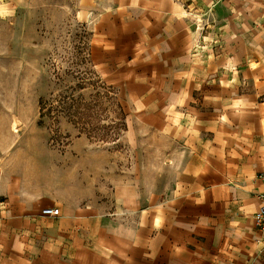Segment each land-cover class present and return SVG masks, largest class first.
<instances>
[{
	"label": "crops",
	"instance_id": "1",
	"mask_svg": "<svg viewBox=\"0 0 264 264\" xmlns=\"http://www.w3.org/2000/svg\"><path fill=\"white\" fill-rule=\"evenodd\" d=\"M194 3L78 0L94 23L92 54L131 100L125 143L141 142L137 120L168 145L174 178L159 197L122 182L114 209L98 211L1 175L0 264H264L253 221L264 191V0H226L245 6L236 14L215 7L242 23L205 60L183 17Z\"/></svg>",
	"mask_w": 264,
	"mask_h": 264
},
{
	"label": "rangeland",
	"instance_id": "2",
	"mask_svg": "<svg viewBox=\"0 0 264 264\" xmlns=\"http://www.w3.org/2000/svg\"><path fill=\"white\" fill-rule=\"evenodd\" d=\"M77 3L0 0V177L91 201L98 211L114 209L122 182L163 196L174 178L163 154L168 145L137 120L141 142L135 151L125 143L131 100L92 54L94 23L77 15ZM224 3L195 0L196 12L183 14L200 59L221 48L231 24L241 28L240 19L227 21L214 9L236 14L245 6Z\"/></svg>",
	"mask_w": 264,
	"mask_h": 264
},
{
	"label": "built area",
	"instance_id": "3",
	"mask_svg": "<svg viewBox=\"0 0 264 264\" xmlns=\"http://www.w3.org/2000/svg\"><path fill=\"white\" fill-rule=\"evenodd\" d=\"M258 179L264 182V168L258 175ZM256 199L258 201V209L253 214L254 227L257 232V242L264 246V191L257 194ZM41 214L45 216H58L59 209L55 207H46L41 210Z\"/></svg>",
	"mask_w": 264,
	"mask_h": 264
}]
</instances>
